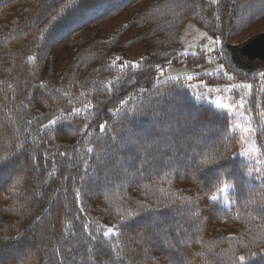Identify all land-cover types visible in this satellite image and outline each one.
Listing matches in <instances>:
<instances>
[{
  "label": "trees",
  "instance_id": "obj_1",
  "mask_svg": "<svg viewBox=\"0 0 264 264\" xmlns=\"http://www.w3.org/2000/svg\"><path fill=\"white\" fill-rule=\"evenodd\" d=\"M262 16L264 0H0V264H264V162L242 155L236 110L158 80L209 63L181 51L199 24L226 70L200 78L249 75L254 116L264 65L229 41ZM251 128L264 158V123Z\"/></svg>",
  "mask_w": 264,
  "mask_h": 264
},
{
  "label": "rangeland",
  "instance_id": "obj_2",
  "mask_svg": "<svg viewBox=\"0 0 264 264\" xmlns=\"http://www.w3.org/2000/svg\"><path fill=\"white\" fill-rule=\"evenodd\" d=\"M139 8L140 6L132 8L122 15L105 22L101 25L102 30L104 32H111L120 25L127 23ZM262 33H264V16L249 25L243 32L238 33L235 38L229 41V45H234V47L240 48L246 41ZM209 38H211V40L219 39L220 43L213 44L210 42ZM181 41L182 53L205 52L209 63L205 66L199 67L190 64H169L165 69L160 71L158 80L163 81L169 78H186L187 83L196 98L201 100L204 99L205 101L217 106L222 111H226L225 107L236 110L234 117L235 119H240V121H235L234 130H238L239 135L242 137V155L251 163L264 162V158L259 154L261 152L258 151L255 145L251 128L255 123H264V106H260L258 94H256L253 99V106L255 109L254 116L250 115V113L246 111L244 105V103L248 102L243 85H249L247 83L249 75H238L241 77L240 79V77L236 75L235 70L234 76L232 74H227L228 82L218 81L214 84L208 83L205 78H200L202 74L217 75L226 71L223 58L220 55L221 48L223 46L221 37L210 34L199 24H189L182 29ZM209 49H211V51H209ZM144 53L145 49L141 46H137L124 53L122 58L125 63H136ZM262 72H264V70L258 73V75L261 76L259 79L260 90L263 82V77L261 75ZM189 77H191V79H189ZM246 77L247 80L242 81L245 80L244 78ZM256 77L259 78L257 75ZM251 83L253 84L255 81H251ZM247 88L250 92H252V89L250 90L249 87ZM250 92L248 93V99Z\"/></svg>",
  "mask_w": 264,
  "mask_h": 264
},
{
  "label": "water",
  "instance_id": "obj_3",
  "mask_svg": "<svg viewBox=\"0 0 264 264\" xmlns=\"http://www.w3.org/2000/svg\"><path fill=\"white\" fill-rule=\"evenodd\" d=\"M230 48L234 49L239 64L244 63L243 59L246 58L250 62L260 61L264 65V33L249 39L240 48L232 45Z\"/></svg>",
  "mask_w": 264,
  "mask_h": 264
},
{
  "label": "snow or ice",
  "instance_id": "obj_4",
  "mask_svg": "<svg viewBox=\"0 0 264 264\" xmlns=\"http://www.w3.org/2000/svg\"><path fill=\"white\" fill-rule=\"evenodd\" d=\"M211 3H213V4L217 3V0H211ZM209 39H210V42L213 43V44H219L220 43V40L219 39H216V40H211V38H209ZM205 47H207V46H205ZM209 51H211V49H209ZM29 59H32V57H29ZM261 75H264V73H262ZM189 79H191V77H189ZM246 87H251V85H247ZM74 111L76 113H79L80 112V109H75ZM55 123H56V121L50 120L48 126H51V125H53ZM104 127H105V125H103V124L100 125V128L101 129H104ZM91 151H92V149H89V152H91ZM213 199H215V197H213ZM102 235H103V237H109L110 235H113V229L111 227H109L107 229V231H105V232L102 233ZM253 255H255V253H253ZM238 260L240 261V264H244L245 257L244 256H239L238 257Z\"/></svg>",
  "mask_w": 264,
  "mask_h": 264
}]
</instances>
